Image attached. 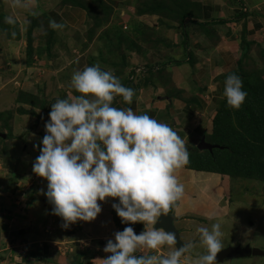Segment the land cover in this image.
I'll use <instances>...</instances> for the list:
<instances>
[{
  "label": "crops",
  "instance_id": "0c3cea01",
  "mask_svg": "<svg viewBox=\"0 0 264 264\" xmlns=\"http://www.w3.org/2000/svg\"><path fill=\"white\" fill-rule=\"evenodd\" d=\"M32 1L33 9L24 11L25 17L34 13L40 1L44 13L51 18L49 22L54 20L63 27L42 29L45 19L31 17L26 19L34 23L31 30L24 16L18 18L22 37L26 38L27 30H31L33 37L43 30L42 41L47 47L42 61L35 59L31 64L27 54L26 59L16 62L29 73V77L27 73L15 76L13 83L18 91L29 93L32 98L31 102L17 100L31 107L27 113L44 112L49 121L52 105L58 99L80 95L72 87L74 72L97 64L104 70L112 69L121 83L135 92L130 104L117 96L113 106L130 107L137 114H148L169 124L185 140L190 153L189 162L176 172L184 185V195L168 211L175 217L174 224L181 239L192 245L181 257L182 264H196L197 258L206 253L198 229L207 227L210 230L217 222L223 232L221 249L242 244L264 250V208L258 206L255 215L248 217L249 223L232 208L241 199L247 198L246 202L253 203L255 199H249V187L244 188L241 182L240 192L234 197L235 173L201 170L197 165L198 153L208 151L197 147L201 139L205 137L213 142L210 139L214 136V116L219 102L225 98L227 77L243 62L264 64V0H172L176 6L170 16L163 11L167 3L161 6L160 0H138L140 9L132 0L128 7L115 8L113 12L117 14L120 9L117 19L122 29L120 41L114 40L115 23H92L83 5L57 0V3L62 1L61 5L52 7V0ZM19 7L21 12L22 6ZM35 14L41 13L36 11ZM126 15L130 17L128 22L123 20ZM37 43L44 45L41 40ZM33 49L36 52L35 47ZM139 67L141 69L137 70ZM19 80L24 84L29 82L34 89L23 88L25 85ZM24 150V153L28 151ZM33 159L31 165H34ZM261 182L256 179L251 184L255 190L259 183L256 189L259 193L264 191V182ZM28 188L30 186L24 195L29 204L34 193ZM45 200L39 206L26 205L27 211L19 212L18 220L8 215L0 216V264H103L102 259L111 255L103 249L108 240L115 239L117 231L129 226L137 234L145 230L142 223H122L112 207L113 203H119L118 199L100 201L102 212L94 221H78L68 228L63 227V219L53 214V209H48ZM41 205L42 210L39 209ZM39 210L48 213L49 218L39 219ZM230 217L231 229H239L240 235L227 241L225 225ZM176 249V245L158 250L145 248L136 255L168 256ZM263 258L264 255L232 258L217 264H259Z\"/></svg>",
  "mask_w": 264,
  "mask_h": 264
},
{
  "label": "clouds",
  "instance_id": "9594fccd",
  "mask_svg": "<svg viewBox=\"0 0 264 264\" xmlns=\"http://www.w3.org/2000/svg\"><path fill=\"white\" fill-rule=\"evenodd\" d=\"M6 22L15 21L7 17ZM51 27L63 25L53 20ZM71 83L80 95H69L52 105L43 147L29 167L35 182L40 177L48 181L47 192L41 191L53 205V214L68 228L78 221H94L102 212L100 201L118 199L112 207L122 223H142L145 230L137 234L129 226L117 231L103 249L111 254L102 259L103 264H182L181 257L191 244L168 256L136 253L177 244L175 233L155 225L184 195L176 172L189 162L185 140L169 124L148 114L114 107L117 96L130 104L135 92L99 64L74 72ZM223 95L229 106L239 109L248 96L242 78L230 74ZM221 227L217 222L211 230L198 229L206 253L196 264H217L223 246Z\"/></svg>",
  "mask_w": 264,
  "mask_h": 264
},
{
  "label": "rangeland",
  "instance_id": "374dc122",
  "mask_svg": "<svg viewBox=\"0 0 264 264\" xmlns=\"http://www.w3.org/2000/svg\"><path fill=\"white\" fill-rule=\"evenodd\" d=\"M131 1L132 0H108L104 2L103 0H78L77 4L81 3L88 6V13L90 14L92 23L96 25H102V23H111L110 25H112V23H115L114 28L117 32H115L116 35H114V40L120 41L122 38L120 37L122 29L119 28L120 26H118L117 19L120 18V9L128 7ZM161 1L163 5L167 3V7L163 9V11L166 10L168 12L166 16H170V12H175L176 4L172 0ZM31 2L33 1L0 0V133L9 134L8 139L0 137V198H2L0 199V203H2L0 204V216L2 218L3 215L5 217L8 215L17 220V214L23 211L26 212L27 210L25 209L28 205L32 207L36 205L39 206L43 200L48 199L47 196L43 194L47 192L48 181L40 177V179L38 178L39 182H35L32 178V172L29 171V167L33 166L31 165L32 158H34L33 162L35 163L36 158L40 155V148L43 147L42 139L46 135V123L49 118L45 117V113L41 111H38L37 114H28L27 111H29L28 109L31 107L27 108L17 100L31 102V96L29 93L18 91V89L14 87L15 85H13L14 80H16L15 76L27 73L26 67H24V69L23 67H18L16 62L21 61L20 58L26 59L27 54L31 64H34L33 62L35 59L42 61V57L47 49L42 41L45 32L41 29H39L41 30L38 33L39 35L33 38L36 39L34 42L35 46L33 45L36 52L32 51L31 48H26V44L28 45L27 35L26 38L25 36H20L21 30L17 23L19 22L18 18H24L27 16L25 12H29L31 10L29 8L33 9V3ZM57 2V0H52V7H58V4L61 5L62 1L59 3ZM68 2L72 3L71 1ZM134 2H137L138 9L142 8L140 6V1L135 0ZM19 5L22 6V13L17 9V7L20 9ZM44 5L49 7L47 3ZM42 6L39 1V5L34 11V14L38 11L41 13L38 15L39 18L41 20L45 19V24L42 29H51V23L49 22L51 18L44 13ZM115 8H120L117 14L113 13ZM16 12L23 15H18ZM113 15L115 17L112 19ZM7 17H12L15 21L14 23H17V25L14 23L7 24ZM29 17H25V21ZM169 19L171 20V18ZM123 20L128 22L130 17L126 15ZM28 22L29 21H26V23ZM33 24L34 23H32V25ZM131 24L132 23H130V25ZM25 25L26 24H24V26ZM28 28L30 29V26ZM130 31H132V27L126 34L129 35ZM27 32H25V34ZM37 40H41L44 45L39 43L36 44ZM15 44L17 46L16 48ZM111 45H113V43ZM16 56L20 57L17 58ZM262 60H264V58ZM253 62L254 61L243 62L235 72L236 75L242 78L243 88L248 93L246 101L239 109H236L227 104V99L225 97L222 102H219L217 112L214 116V121L219 124L222 134L221 138L218 137L219 141L223 140L224 142L227 137H231L228 141L235 143L234 148L236 149L235 151L238 152V156L234 157L235 161H231L230 163L232 166H235V178H233V183L237 186L235 187L237 190L234 192V197L238 196L240 192L239 185L242 182L241 185L243 184L244 188L249 187L250 189L248 192L249 199H255L253 203L246 202L247 198L245 199L246 201L241 199L240 202L236 203L234 206L236 208L232 207L233 210L236 209L235 212L237 214H241L240 216L246 219L247 223H249L247 220L248 217H250V215H255L258 206L264 208V191L259 193L256 190L259 187V183H257L255 190L251 186L252 182L259 177L254 163L264 167V64ZM165 63L166 62L163 64ZM138 69L140 70L141 67L137 68V70ZM26 76L29 77V73H27ZM19 81L21 83L22 80ZM23 85H25L23 88L27 89L28 87H32L34 89V86L27 81H25V84L22 81V86ZM172 91H175V89H172ZM34 97L36 98L37 96L34 95ZM28 124H30V126H27ZM41 126L42 128L40 129ZM39 131H41L42 134H39ZM213 139L215 138L213 137ZM25 147L30 151L29 153L28 151L24 153ZM10 154H13V156H10ZM201 157V163L204 165L205 155H201ZM245 179H253V181ZM32 181H34L32 185L34 198L28 204L25 201L24 192L27 187L31 186ZM41 190H43V193ZM39 209L42 210V205ZM40 210L37 213L38 218L43 221L47 220L49 218L48 213L45 211L41 212ZM33 212H35V210H33ZM231 222L232 220L230 217L227 219L225 225V227L228 228L226 235H224L227 241L230 237L233 238L240 235V232H238L239 229H231ZM10 243H13V241H10ZM259 261H261L259 264H264V258Z\"/></svg>",
  "mask_w": 264,
  "mask_h": 264
},
{
  "label": "trees",
  "instance_id": "16d2710c",
  "mask_svg": "<svg viewBox=\"0 0 264 264\" xmlns=\"http://www.w3.org/2000/svg\"><path fill=\"white\" fill-rule=\"evenodd\" d=\"M64 1H66V2L71 1L73 4L78 3V0H64ZM156 1L157 0H154V2H156ZM79 5H83L88 10V6L86 4L84 5V4L79 3ZM155 5L156 4H154V6ZM160 5L161 6L163 5V2L161 0H160ZM29 16H30L29 18L32 17L34 20L35 19L37 20L39 17L37 14H34V13L29 15ZM7 24H9V23H7ZM14 24L17 25V23H14ZM28 26H30L31 30H32L33 26H32L31 21L28 22ZM31 30L28 31L25 35H27V37H28L27 49L31 48L32 51H34V49H33V42H34L33 38L34 37L32 36ZM22 34H23V32H20V36H22ZM28 34H29V36H28ZM29 60H30V58H29ZM213 134H214L213 137L215 138V139H213V142L224 145V146H226V148H224V149L216 148V149H214L213 152L207 151L205 153H203V152L198 153L197 165L200 167L201 170L202 169L213 170L215 172H221V173L231 171L230 173L234 174L235 173V171H234L235 166H232L230 163H231V161H235L234 157L238 156V152H236L235 151L236 149L234 148L235 143L228 141V140H230L231 137H227L226 141H224V142H223V140L219 141V138H221L222 134H221L219 124L215 123V121H214V133ZM217 152H221V153H217ZM201 155L202 156L205 155V164L204 165L201 163V159H202ZM217 163L219 164V166ZM254 166L256 168V171L259 173L258 180L264 182V171H263L264 167L259 166L257 163H254Z\"/></svg>",
  "mask_w": 264,
  "mask_h": 264
},
{
  "label": "water",
  "instance_id": "95a60500",
  "mask_svg": "<svg viewBox=\"0 0 264 264\" xmlns=\"http://www.w3.org/2000/svg\"><path fill=\"white\" fill-rule=\"evenodd\" d=\"M0 137L6 138L7 134L0 133ZM224 147H225L224 145L211 143L207 141L205 137H203L198 144V148L200 150H209L210 152H213L215 148H224ZM44 203L49 210L53 209V205L49 202V200H45ZM174 221H175V217L170 213H166L164 216L159 218L156 227L175 233L177 236V244H176L177 248L183 247L185 242L181 239L179 230L175 227ZM257 255H264V250L256 247H251L249 245L247 246H243L242 244L229 245L220 250L217 256V263L223 262L226 259L245 258V257L257 256Z\"/></svg>",
  "mask_w": 264,
  "mask_h": 264
}]
</instances>
